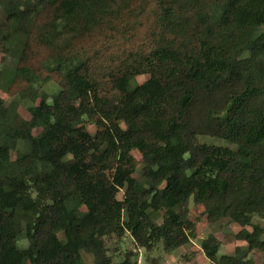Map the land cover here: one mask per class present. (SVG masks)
I'll return each mask as SVG.
<instances>
[{"label":"trees","instance_id":"trees-1","mask_svg":"<svg viewBox=\"0 0 264 264\" xmlns=\"http://www.w3.org/2000/svg\"><path fill=\"white\" fill-rule=\"evenodd\" d=\"M2 56L0 264H113L126 234L175 251L196 238L191 199L246 243L218 258L209 235L212 264H257L264 0H0Z\"/></svg>","mask_w":264,"mask_h":264},{"label":"rangeland","instance_id":"rangeland-1","mask_svg":"<svg viewBox=\"0 0 264 264\" xmlns=\"http://www.w3.org/2000/svg\"><path fill=\"white\" fill-rule=\"evenodd\" d=\"M5 56H2L0 63H4ZM148 77L139 76L133 82L132 86L142 83ZM47 92L54 91L56 88L52 82L46 84L42 88ZM0 97L4 98L8 102L10 98L6 97L5 92L0 89ZM31 106L28 100H20L19 112L25 118H29L27 108ZM92 132L95 131L93 127H90ZM199 142L208 145H216L225 148H236L235 145L222 140L220 138L210 137V136H199ZM138 159V169L142 168V158L140 155H136ZM190 216L197 224L196 238H194L190 244L177 249L172 252L165 251L161 244L156 246L153 250L148 251L144 248L139 247L133 240L130 234H126L122 239H117L115 237H110L107 239V247L109 252L117 249L114 253V263L117 264L123 260V254L125 252H132L136 255V260L138 264H212L210 262L202 249L201 242L209 237V235L214 234L221 241V248L218 252L217 257L220 258L223 255H233L236 247H245L246 243L237 241L235 234L240 231V227L228 220H222L218 223L211 224L206 220L204 216V207L201 205L194 204L193 200H190ZM160 224V221H157ZM254 223L264 224V220L259 218L254 219ZM18 245L22 247L27 246L26 240L19 241ZM84 261L87 264H93V259L87 255H83ZM249 259L254 260L257 264H264V251H252L249 253ZM216 263V262H215Z\"/></svg>","mask_w":264,"mask_h":264}]
</instances>
